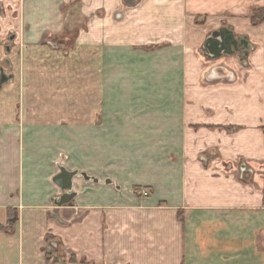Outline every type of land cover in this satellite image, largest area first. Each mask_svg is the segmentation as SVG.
<instances>
[{
  "label": "crops",
  "instance_id": "crops-1",
  "mask_svg": "<svg viewBox=\"0 0 264 264\" xmlns=\"http://www.w3.org/2000/svg\"><path fill=\"white\" fill-rule=\"evenodd\" d=\"M76 3L75 51L47 52ZM262 9L0 0V34L33 36L22 50L15 32L2 92L26 60L56 78L24 105L0 94V264H264V21H252ZM221 28L248 39L246 58L204 56ZM61 166L98 180L75 179L65 208L54 204Z\"/></svg>",
  "mask_w": 264,
  "mask_h": 264
},
{
  "label": "rangeland",
  "instance_id": "rangeland-1",
  "mask_svg": "<svg viewBox=\"0 0 264 264\" xmlns=\"http://www.w3.org/2000/svg\"><path fill=\"white\" fill-rule=\"evenodd\" d=\"M78 3H76V5H72V10L70 13L66 14V16L68 15L69 20L63 22L65 25L64 27H61L60 29H58V33H55L54 35H51L50 37H47V39H44V37H40L43 40V45H45V50L47 52H53L55 50H59V52L61 53H71L75 51V42L76 38L79 36V33L81 31V27L83 25V18L80 15L79 12V5H77ZM69 10V9H68ZM12 15V14H11ZM14 15V14H13ZM71 15V16H70ZM13 17V16H12ZM13 19V18H12ZM72 20V21H71ZM13 28H8L7 30L5 29V31L3 33L0 34V37L2 39H4V41L7 42L8 37L19 34V36L22 38V41H20L19 46L20 48L23 50L25 48H28V46L26 45L25 48L23 47V40L26 42V38H31V40L33 39L32 34L29 30L26 31V29H14ZM14 31V32H12ZM66 40V42L61 43L62 40ZM50 43L55 44L58 48L55 49L53 48L52 45H50ZM14 45V44H13ZM7 55L5 53V50L3 48H0V56L2 58H7ZM35 64H30L29 61H25V63L23 64V68L19 71L22 76L19 77V74L15 77L14 80V89L8 91V88L6 87V89L2 92H0V94H3V100L6 102H13V103H19L24 105L26 103H30L32 101H30V96L31 94H33L32 90L35 89H42L45 88L46 91L49 90L50 86H53L55 84V77L53 76L52 78L49 77H42L39 79V77L34 76L33 74H31V72L33 71V66ZM38 66V63H36V67ZM14 68V67H13ZM13 68H10L11 71H13ZM38 71V68H36V72ZM62 79V78H61ZM68 80H71L70 78H67ZM80 83L78 80L73 83V84H79L78 86H80ZM10 86V85H9ZM73 90H79L77 88V86L74 87ZM8 91V92H7ZM146 190V193H142V191ZM131 191V193H134L137 197H147L150 195V191L146 188H138V189H133V190H129ZM126 195L128 196V193H126Z\"/></svg>",
  "mask_w": 264,
  "mask_h": 264
},
{
  "label": "water",
  "instance_id": "water-1",
  "mask_svg": "<svg viewBox=\"0 0 264 264\" xmlns=\"http://www.w3.org/2000/svg\"><path fill=\"white\" fill-rule=\"evenodd\" d=\"M16 36L10 38V41H14ZM3 44V41L0 40V46ZM53 48L57 49L58 47L50 43ZM250 52V43L247 38H238L232 29L221 28L218 31L213 32L207 38L206 42L202 47V53L208 59L220 60L225 57H236L242 56L246 58ZM1 57V56H0ZM14 79L13 75H6L2 72L0 76V91L3 87L11 83ZM77 178H83L88 182L98 183V180L92 177H89L85 173H80L78 171H70L65 167L59 168V173L54 177V183L61 191V196L55 199L54 204L57 208H65L74 203L78 197V192L75 191L74 181ZM107 185L114 184L111 180L106 181ZM120 189V188H118Z\"/></svg>",
  "mask_w": 264,
  "mask_h": 264
},
{
  "label": "flooded vegetation",
  "instance_id": "flooded-vegetation-1",
  "mask_svg": "<svg viewBox=\"0 0 264 264\" xmlns=\"http://www.w3.org/2000/svg\"><path fill=\"white\" fill-rule=\"evenodd\" d=\"M13 36H16V34L9 36L7 42L4 41V39H0L3 41V44L0 46V48H3L5 50L6 54H9L12 50V46H13L15 40L12 42V41H10V38H12ZM66 40L67 39L62 40L61 43L66 42ZM10 68H12L10 61L7 58L4 59V58L0 57V76L2 75V72H4V74H6L8 76L12 75V71Z\"/></svg>",
  "mask_w": 264,
  "mask_h": 264
},
{
  "label": "trees",
  "instance_id": "trees-1",
  "mask_svg": "<svg viewBox=\"0 0 264 264\" xmlns=\"http://www.w3.org/2000/svg\"><path fill=\"white\" fill-rule=\"evenodd\" d=\"M252 21L254 23H257L258 21L263 22L264 21V10H256L253 12L252 15Z\"/></svg>",
  "mask_w": 264,
  "mask_h": 264
},
{
  "label": "built area",
  "instance_id": "built-area-1",
  "mask_svg": "<svg viewBox=\"0 0 264 264\" xmlns=\"http://www.w3.org/2000/svg\"><path fill=\"white\" fill-rule=\"evenodd\" d=\"M142 193H146V190L142 191Z\"/></svg>",
  "mask_w": 264,
  "mask_h": 264
}]
</instances>
